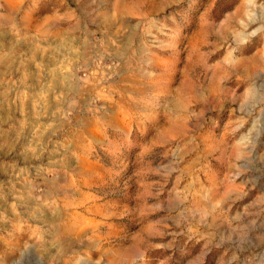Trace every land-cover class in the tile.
<instances>
[{"label":"rangeland","instance_id":"374dc122","mask_svg":"<svg viewBox=\"0 0 264 264\" xmlns=\"http://www.w3.org/2000/svg\"><path fill=\"white\" fill-rule=\"evenodd\" d=\"M0 264H264V0H0Z\"/></svg>","mask_w":264,"mask_h":264}]
</instances>
